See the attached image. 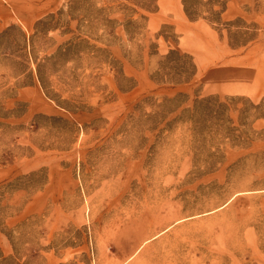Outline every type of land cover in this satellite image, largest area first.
<instances>
[{
  "label": "rangeland",
  "instance_id": "374dc122",
  "mask_svg": "<svg viewBox=\"0 0 264 264\" xmlns=\"http://www.w3.org/2000/svg\"><path fill=\"white\" fill-rule=\"evenodd\" d=\"M35 2L0 0V264H264V0Z\"/></svg>",
  "mask_w": 264,
  "mask_h": 264
},
{
  "label": "crops",
  "instance_id": "0c3cea01",
  "mask_svg": "<svg viewBox=\"0 0 264 264\" xmlns=\"http://www.w3.org/2000/svg\"><path fill=\"white\" fill-rule=\"evenodd\" d=\"M39 1H43V3L35 2V4H40V6L36 5V6H34V8H39V9H42V10H48V9H51V8H57V3H58V2H56L57 0H39ZM32 4H34V3H32ZM23 21H24V23L26 24L27 27H29V26H31L33 24V23H31V21H29L27 19H24Z\"/></svg>",
  "mask_w": 264,
  "mask_h": 264
}]
</instances>
